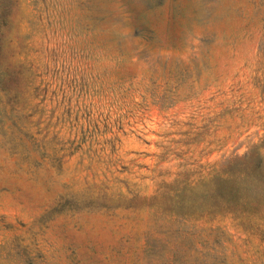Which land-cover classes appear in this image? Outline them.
<instances>
[{
    "label": "rangeland",
    "instance_id": "1",
    "mask_svg": "<svg viewBox=\"0 0 264 264\" xmlns=\"http://www.w3.org/2000/svg\"><path fill=\"white\" fill-rule=\"evenodd\" d=\"M255 145L264 158V0H0L16 261L264 264V236L193 231L172 199Z\"/></svg>",
    "mask_w": 264,
    "mask_h": 264
},
{
    "label": "trees",
    "instance_id": "2",
    "mask_svg": "<svg viewBox=\"0 0 264 264\" xmlns=\"http://www.w3.org/2000/svg\"><path fill=\"white\" fill-rule=\"evenodd\" d=\"M183 195L189 197L186 216L193 231L211 235L231 227L264 236V158L257 145L196 179L178 181L172 199L179 203ZM13 246L0 245V264H36L25 246L16 261Z\"/></svg>",
    "mask_w": 264,
    "mask_h": 264
}]
</instances>
